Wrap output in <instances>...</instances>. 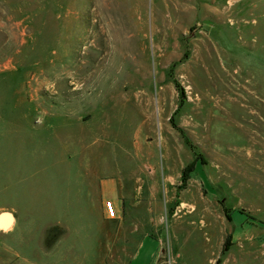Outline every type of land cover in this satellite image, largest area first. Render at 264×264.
<instances>
[{
	"label": "rangeland",
	"instance_id": "374dc122",
	"mask_svg": "<svg viewBox=\"0 0 264 264\" xmlns=\"http://www.w3.org/2000/svg\"><path fill=\"white\" fill-rule=\"evenodd\" d=\"M144 164L189 203L144 195L152 264H264V0H0V264H99L87 192Z\"/></svg>",
	"mask_w": 264,
	"mask_h": 264
},
{
	"label": "crops",
	"instance_id": "0c3cea01",
	"mask_svg": "<svg viewBox=\"0 0 264 264\" xmlns=\"http://www.w3.org/2000/svg\"><path fill=\"white\" fill-rule=\"evenodd\" d=\"M188 165L183 167L181 175ZM90 171L87 170L92 173ZM106 171L96 175L95 190L92 191L90 188L87 192L89 200L87 214L89 213L88 216L97 223L96 231L101 236V239L95 238L96 242L93 244L94 250H98L94 252L96 261H99V264H152L161 254L149 230L152 224L164 225L166 216L161 213L162 207H160L158 219L153 218L152 207L144 202L143 198L146 193H149V196L157 193L163 184L166 202L169 204L168 215L171 214L178 220L175 215L176 208L189 203L180 197L179 204H176L178 198L176 176L173 172H169L161 173L160 177L158 174L160 168L151 164H144L140 171L123 168H117L109 173V169ZM87 180L88 184H92L94 177ZM84 198L86 199L85 195ZM107 201H113L115 205L117 211L115 219L107 215L105 207ZM15 224L16 217L13 218L10 229H13ZM156 241L164 247L165 240L161 236L157 237ZM90 245L92 246V242ZM171 250L168 247L167 256L170 255ZM163 260L162 255L159 264H164Z\"/></svg>",
	"mask_w": 264,
	"mask_h": 264
},
{
	"label": "trees",
	"instance_id": "16d2710c",
	"mask_svg": "<svg viewBox=\"0 0 264 264\" xmlns=\"http://www.w3.org/2000/svg\"><path fill=\"white\" fill-rule=\"evenodd\" d=\"M196 168H197V162L196 160H194L193 162L189 163V165L184 169L182 174L183 185L179 188V190L184 189L186 182L191 178L192 174L196 171ZM226 250L227 248L224 251Z\"/></svg>",
	"mask_w": 264,
	"mask_h": 264
},
{
	"label": "built area",
	"instance_id": "2783aa9c",
	"mask_svg": "<svg viewBox=\"0 0 264 264\" xmlns=\"http://www.w3.org/2000/svg\"><path fill=\"white\" fill-rule=\"evenodd\" d=\"M105 207L107 210L108 217L111 219H115L117 217V211H116L114 203L112 201H107L105 203Z\"/></svg>",
	"mask_w": 264,
	"mask_h": 264
},
{
	"label": "bare ground",
	"instance_id": "6f19581e",
	"mask_svg": "<svg viewBox=\"0 0 264 264\" xmlns=\"http://www.w3.org/2000/svg\"><path fill=\"white\" fill-rule=\"evenodd\" d=\"M8 220H9V219H8ZM8 220H7V221H8ZM3 227H4V226H3Z\"/></svg>",
	"mask_w": 264,
	"mask_h": 264
}]
</instances>
